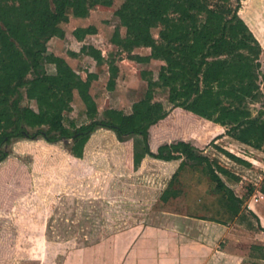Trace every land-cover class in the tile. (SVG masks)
I'll return each mask as SVG.
<instances>
[{
	"label": "trees",
	"instance_id": "16d2710c",
	"mask_svg": "<svg viewBox=\"0 0 264 264\" xmlns=\"http://www.w3.org/2000/svg\"><path fill=\"white\" fill-rule=\"evenodd\" d=\"M119 1L121 4L113 13L118 26L109 39L117 48L115 58L106 60L100 50L85 44L78 54L71 55L108 64L107 89L111 90L117 56L130 55L144 47L152 40V31L159 29L156 41L150 45V54L138 57L137 62L159 60L165 66L156 78L152 76L151 91L132 105L129 114L108 109L100 118L97 103L90 94L91 84L98 76L87 73L82 79L63 58L49 54L47 44L55 35L64 37L58 34V26L67 23L70 17L87 18L95 7L110 8L115 0H0V146L21 136L36 139L41 135L49 143L72 140L70 153L80 159L91 133L98 127L114 131L119 139L141 136L148 146L149 129L179 108L225 128V135L238 143L263 149L264 111L253 116L250 109L262 98L258 83L262 49L238 15L243 0H221L217 4L209 0ZM121 28L126 29L127 36L121 35ZM96 32L94 27H87L72 34L81 42ZM48 65L54 67L53 73L47 72ZM28 75L33 77L27 79ZM157 89L167 93L166 103L155 100ZM74 94L85 107V122L80 125L67 119ZM30 102L35 103V109ZM178 117L180 123L175 127L195 126L190 117ZM216 147L228 158L246 164ZM167 148L176 153L181 151L185 158L176 174L188 165L199 169L214 185L213 192L227 219L237 218L248 229L252 228L241 211L243 198L237 197L223 180L239 181L229 169L185 141L165 144L158 148L157 154L150 152V155L162 158V150ZM252 192L253 189L247 196ZM259 192L264 195V181ZM174 196L177 195L168 187L160 199L167 202ZM227 219L212 221L226 223ZM259 229L264 232L260 224ZM252 249L264 260V246Z\"/></svg>",
	"mask_w": 264,
	"mask_h": 264
},
{
	"label": "rangeland",
	"instance_id": "374dc122",
	"mask_svg": "<svg viewBox=\"0 0 264 264\" xmlns=\"http://www.w3.org/2000/svg\"><path fill=\"white\" fill-rule=\"evenodd\" d=\"M209 1L212 4L221 2ZM120 4L121 1L115 0L110 8L97 6L84 22L68 21L59 25L58 34L64 37H53L56 43L50 45L52 51L64 53L71 44L64 38L70 37L72 30L85 26L94 27L97 31L88 36L87 43L99 46L104 54L111 52L108 49L109 39L118 26L113 13ZM232 5L237 4L232 2ZM238 15L253 29L264 46V0L241 1ZM122 30L121 34L127 36L126 29ZM158 30L152 31V40L143 47L141 54L156 41ZM263 46L258 80L262 98L250 105L253 116L264 111ZM112 50L115 53V49ZM138 57L132 55V61ZM72 66H76L80 73L89 70L98 73L100 80L94 84L92 91L101 114L109 106L104 95L109 79L105 65L96 64L91 68V64L84 61L77 65L72 62ZM135 70L129 73L136 75ZM146 70L156 74L159 65L148 66ZM138 76L145 86L146 80L151 78L148 71L138 70ZM32 77L28 75L27 79ZM124 77L122 71L115 75L118 81ZM167 96L163 90H157L155 94L156 100L163 103H166ZM129 103L125 102V106ZM71 104L73 115L68 114L67 119L75 120L77 125L84 123L81 101L75 99ZM178 114L190 117L195 126L175 127L177 122L180 123ZM99 129L102 128L98 127L94 132ZM30 132L33 134L34 131ZM108 132L102 131L99 138L91 136L80 159L70 153L72 140L49 143L41 135L36 139L21 136L10 138L0 146V191L4 190L0 193L1 237L4 240L1 264H74L76 250L92 247L130 228L165 227L175 215L226 221L227 217L213 192L214 185L199 169L188 165L176 174L179 164L185 159L181 151L176 153L167 148L162 150V158L151 156V150L143 139L133 136L119 139L115 132ZM179 141L192 144L210 160H216L229 169L239 181L223 180L237 197L243 198L242 213L249 216L253 224L256 220L259 224L260 221L264 223V199L259 192L264 181V148L256 150L238 143L225 135V128L175 109L165 120L152 127L148 142L163 146ZM216 146L246 164L228 158ZM157 153L158 150L153 154ZM173 155L176 157L166 159ZM168 187L177 196L163 202L160 197ZM251 189L253 192L247 196ZM228 222L233 235L247 239H242V245L235 249L230 248L231 252H235L236 248L245 252L246 242H251L252 238L258 241L264 239V235L258 237L252 236L251 232H243L238 219H227ZM11 255H16V258H11Z\"/></svg>",
	"mask_w": 264,
	"mask_h": 264
},
{
	"label": "crops",
	"instance_id": "0c3cea01",
	"mask_svg": "<svg viewBox=\"0 0 264 264\" xmlns=\"http://www.w3.org/2000/svg\"><path fill=\"white\" fill-rule=\"evenodd\" d=\"M85 19L86 18L82 19V18L70 17L69 21L74 23L75 21L84 22ZM246 25L249 27L254 37L259 42V44L263 46L261 40L257 37L253 29L247 23ZM81 28H85V26H81ZM122 29L124 28H121L120 32L123 31ZM74 31L75 29L72 30L70 37L66 36V38H64L65 40H69L71 43L69 48L65 50L64 53L57 54L52 51L50 45L56 43L55 41L56 38L55 39L53 38L48 42L47 52L49 54H53L55 56L63 58L66 61V63L82 77V79L86 78L87 73L96 74L98 78L97 80L92 82L90 88V94L96 101V95L93 94L92 90L94 84L98 83V81L100 80L98 73L96 71H91V70H89L88 72L81 71L80 73V71L76 70L75 68L76 66L75 67L72 66V62H75L77 65L81 62L87 61L91 64V68L94 67V65H96L97 63L90 57L87 56L73 57L71 54H78L81 46L84 44L91 45L98 50H100V47L94 44L87 43L88 36L81 42L77 41L72 34ZM89 36H93V35H89ZM108 47H109L108 49H110L111 52H108L107 54L106 53L104 54V52L100 50L102 56L106 60L115 58L117 52L116 46L112 45L110 41ZM112 49H115L114 50L115 53L112 52L113 51ZM143 49H144L143 47L137 48L130 55L122 54L121 56L117 57L115 62V67H116L115 75L117 72L122 71V73H125V77L123 79H120V81H118L116 80L114 75L113 88L111 90H108L106 86L104 90L105 91L104 95L109 102V106L106 109H104L103 112L108 109H115V110L123 111L125 114H129L131 112L132 105L135 102H138L139 100L147 96V93L151 91V87L149 86L151 82V78L152 76L156 78L158 72L161 70L162 67L165 66V63L159 60H151L149 63H145V64L138 63L137 59L132 61L133 59L132 55H139L140 57V56H148L150 54V47L146 49V52L144 54H141L140 51H142ZM128 58H130L131 60H128ZM125 63L127 64V66H123ZM103 65H105L107 69V74L109 75V79H110L108 64L103 63ZM152 65H159V70L156 74L150 72L149 70H146L148 66H152ZM136 68L139 71L140 70L146 72L148 71V73H150L151 78L149 80H146V86L144 82L143 83L141 82L140 77L138 76V70H135ZM123 69H127V71ZM46 70L48 73H53L54 67L48 65L46 66ZM132 70H135L136 71L135 73L137 74L134 75L133 73H129V71L132 72ZM144 87H146L145 92L143 91ZM143 92L144 94L142 96ZM75 99L77 100L79 99V101H81L76 94H74L72 101H74ZM129 101H130L129 105L125 106V102H129ZM30 107L35 109L36 108L35 103L30 102ZM103 112H101V114L99 112L100 118L102 117ZM186 113L192 117L202 119L192 113L189 112ZM70 114L73 115V108H72V112L69 113V115ZM71 120L76 122L73 119ZM152 127L149 129V135ZM102 131L108 132L112 130L110 129L107 130L102 128L93 132L92 135H90V137L96 136L99 138V135H102L101 134ZM133 137L142 139L141 136H133ZM166 144H171V143H166ZM148 146L152 153H156V151L161 146V144L148 142ZM3 191L4 190L1 189L0 193H3ZM261 199H264V195H261ZM248 215H250V213ZM248 217L249 216H247V218ZM171 219L172 221L165 227L150 225V226L130 228L126 231H122L120 233L112 235L111 237L105 239L104 241L94 244L92 247L76 250L75 253L73 254L74 264H264V260L259 259L257 257L258 252L252 249V247L264 246V239H260L258 241L252 238L251 242L249 241L246 242L247 247L244 250L245 252H242L243 250L241 248H236L235 252H231L230 248L235 249V247L242 245L241 244L242 239L243 240H247V239L236 237L235 235H233L230 232V227H229L231 226L230 222L218 223L216 221H212V219L203 220L202 218L196 219L193 217L178 216V215H175ZM248 220L252 225L251 229H248V227L245 228L246 226L245 223L238 222L239 227H241L242 230H244L243 232H251L252 236L253 235H256L258 237L260 235L263 236L264 232L259 229L258 221L256 220V224H253L251 219L248 218ZM260 227L264 228V223L261 221H260ZM1 230H2V225L0 224V260L3 258L2 247L4 246V240L1 237ZM257 232H259L260 234H257ZM13 257L16 258V255L15 256L11 255V258Z\"/></svg>",
	"mask_w": 264,
	"mask_h": 264
}]
</instances>
